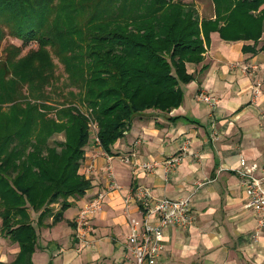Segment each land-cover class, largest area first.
Wrapping results in <instances>:
<instances>
[{"label":"trees","instance_id":"obj_1","mask_svg":"<svg viewBox=\"0 0 264 264\" xmlns=\"http://www.w3.org/2000/svg\"><path fill=\"white\" fill-rule=\"evenodd\" d=\"M212 1L215 14L205 17L184 0H0V43L7 35L22 41L0 53V232L18 242L17 259L36 250L37 226L48 217L61 220L72 206L66 199L91 186L77 173L90 140L88 121L75 105L58 110L62 123L52 115L51 90L61 80L54 56L72 98L60 89L58 105L78 97L91 106L102 145L111 150L138 114L182 104L185 84L196 78L187 63L203 60L211 32L252 41L246 51H264V42L257 48L264 0ZM31 42L38 49L20 58ZM56 132L65 140L52 145Z\"/></svg>","mask_w":264,"mask_h":264},{"label":"crops","instance_id":"obj_2","mask_svg":"<svg viewBox=\"0 0 264 264\" xmlns=\"http://www.w3.org/2000/svg\"><path fill=\"white\" fill-rule=\"evenodd\" d=\"M263 42L264 34L257 48ZM252 43L227 41L211 32L203 60L187 63L196 78L185 84L182 104L168 113L150 109L135 116L125 136L113 145V170L120 188H108L106 159L90 141L87 156L96 158L95 172L86 176L90 188L73 199L61 220L52 223L48 217L46 224L37 226V247L30 257L17 259L18 242L4 236L0 264H126L130 228L124 199L140 185L150 187L156 197H192L194 223L188 229H164L157 264H264L263 216L247 206L235 170L241 157L256 163L264 160L259 116L264 106V51L244 50ZM257 82L262 83V92L255 104L251 96ZM204 89L218 98L214 107L198 98ZM176 154H182L183 161L168 180L161 167L149 173L139 166L134 172V163L160 164ZM102 191L107 195L91 221L92 241L82 244L75 236L74 217L85 200ZM129 213L140 211L133 204ZM38 215L33 213L35 225Z\"/></svg>","mask_w":264,"mask_h":264},{"label":"built area","instance_id":"obj_3","mask_svg":"<svg viewBox=\"0 0 264 264\" xmlns=\"http://www.w3.org/2000/svg\"><path fill=\"white\" fill-rule=\"evenodd\" d=\"M245 71H249L248 65H243ZM262 92V83L257 82L252 86V102L257 104L258 97ZM199 99L214 107L217 97L210 91L202 90ZM260 119L264 131V106L260 107ZM140 142V140L138 141ZM96 145L101 146L97 137ZM185 149V148H183ZM108 171V188L110 190L120 188L113 170V156L105 155ZM125 158V157H122ZM126 161H128L126 159ZM183 161L182 154L172 155L160 165L156 161H148L143 165L134 163V172L139 166L149 173L155 172L158 167L163 168L165 178L168 180L174 174ZM88 166L84 170H87ZM95 166L90 165L87 170L93 173ZM240 184L247 195V206L252 208L263 217L260 224H264V160L262 163L249 162L241 157L236 167ZM107 195L102 191L86 200L74 217L75 236L82 244H90L92 239V218L102 208ZM129 221V234L126 240L127 257L126 264H157L158 258L163 250L162 233L166 227H177L188 229L193 223L195 216L192 210V197H156L152 190L146 186L137 187L124 199ZM136 205L140 211L139 215L129 213L131 205Z\"/></svg>","mask_w":264,"mask_h":264},{"label":"rangeland","instance_id":"obj_4","mask_svg":"<svg viewBox=\"0 0 264 264\" xmlns=\"http://www.w3.org/2000/svg\"><path fill=\"white\" fill-rule=\"evenodd\" d=\"M184 1L187 2V3H191L192 2V4L199 11V13H200L201 16L211 17V16H213L215 14V12H214V3H213L212 0H184ZM9 43H14V44H17V45H22V41L21 40L16 39V38H13V37L7 35L5 37V39L0 43V53L2 52V50L4 49L5 46H8ZM37 49H38L37 43L36 42H31L29 45L23 46V49H22L19 57L20 58L21 57H25L30 50L36 51ZM54 60L58 64V67H57V70H56V75H59L61 77V80H60V82L58 84L59 85L58 88H57L58 90H55V89L51 90V92H52L51 101L53 103H55V104H53L52 102H49V103L56 106L54 113L51 112V113H53L52 115L54 116V118L57 120L58 123H62V119L63 118H62V116L59 117V114L57 115L58 110L65 109V108H68L70 106H73L74 107V105H75L77 108L80 109L81 113L84 115V118H86V120L88 121V126H89V129H90V140H89V142L90 141L93 142L92 144H94L97 148H100L101 151L103 152V156L104 157H105V155L110 154V155L113 156V159H114L115 155L113 154V151L112 150H107L103 145H101V146L96 145V139H97V137L100 139L99 134H98V132H99V125H98L97 119H96V117L94 115V111H93V109H92L91 106H89L87 104H84V103H81L78 97H74L73 98V99L76 100V102H74V104H72V103L71 104L66 103V104L58 105V103H61L62 100H63V98H64L63 96H60L61 95L59 93V90L60 89L63 90L64 95L69 100H71L72 98L67 94V91L70 88H64L65 85H66L65 84L66 83V80L68 79L67 78V74L64 72L63 66L58 62V59L55 56H54ZM49 90H50V88H49ZM73 91L77 92L78 90L74 89ZM217 101H218V98H217ZM98 102H101L102 103V106H103V100H99ZM146 111H148V110H146ZM146 111H144L143 113H145ZM65 121H66V119H65ZM64 140H65V134L63 132H58V133L56 132V133L50 135L48 142L53 145L54 141H64ZM100 141H101V139H100ZM138 141H139V139L137 140V143H138ZM88 143L84 147V152H85L84 153V157L81 159L80 167L77 170L78 175H80V176L83 175L85 178H87L86 176H90V175H92L95 172V169H94L93 173L88 174L89 172L87 170L89 169L90 165L93 166V164H94V166L96 168V165H95L96 158H95V156H89L88 157L87 156V153H86ZM101 144H102V141H101ZM105 159H106V157H105ZM126 159L129 160V157L125 156V158H123V160H125V161H126ZM151 161H154V160H151ZM106 163H107V161H106ZM162 163H160V165ZM112 164H113V160H112ZM84 166H85V168L88 166L87 170L86 169L84 170ZM106 169H107V165H106ZM133 169L135 170V168H133ZM107 175H108V171L106 172V176ZM140 186H145V185H140ZM140 186H138V187H140ZM146 187H148V186H146ZM82 196H84V195H82ZM75 197L77 198V196H75ZM73 199H74L73 196H69L66 199V201L67 202L68 201H72V204H73ZM62 202H63V200L61 201V203ZM85 202H86V200H85ZM57 204H59V206H60V202H58ZM0 224H1V219H0ZM74 228H75V223H74ZM2 238H4V236L0 232V243L2 242L1 241Z\"/></svg>","mask_w":264,"mask_h":264}]
</instances>
